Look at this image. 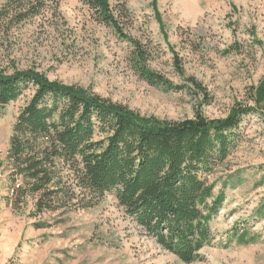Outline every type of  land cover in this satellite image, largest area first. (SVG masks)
I'll return each mask as SVG.
<instances>
[{
	"label": "rangeland",
	"instance_id": "obj_1",
	"mask_svg": "<svg viewBox=\"0 0 264 264\" xmlns=\"http://www.w3.org/2000/svg\"><path fill=\"white\" fill-rule=\"evenodd\" d=\"M49 1L52 8L34 19L5 22L1 69L33 68L50 81L90 89L161 121L193 119L198 110L225 119L238 105L254 109L240 125L236 149L209 178L226 200L211 224V246L193 264H264V103L254 98L264 82V0H111L130 10L125 34L149 52L147 66L182 87L170 92L137 74L134 47L100 23L83 0ZM191 80L207 92L209 104ZM32 96L30 91L0 108V264H184L112 195L91 208L37 217V196L15 203L7 155L13 127ZM245 229L249 244L232 239Z\"/></svg>",
	"mask_w": 264,
	"mask_h": 264
},
{
	"label": "trees",
	"instance_id": "obj_2",
	"mask_svg": "<svg viewBox=\"0 0 264 264\" xmlns=\"http://www.w3.org/2000/svg\"><path fill=\"white\" fill-rule=\"evenodd\" d=\"M1 1L0 30L7 21L21 24L52 8L49 0ZM83 2L134 47V69L143 80L168 92L182 90L151 70L149 52L125 34L123 22L131 15L126 4ZM174 60L182 72L178 57ZM191 82L209 104L207 92ZM30 91L7 155L15 203L37 196V217L91 208L109 194L163 249L184 264L198 261L200 251L212 244L211 224L226 200L224 191L215 194L209 178L236 149L240 125L254 109L238 105L225 119L212 120L198 110L193 119L161 121L90 89L50 81L33 68H0V108ZM254 98L264 103V82ZM237 233L232 239L249 244L248 229Z\"/></svg>",
	"mask_w": 264,
	"mask_h": 264
},
{
	"label": "built area",
	"instance_id": "obj_3",
	"mask_svg": "<svg viewBox=\"0 0 264 264\" xmlns=\"http://www.w3.org/2000/svg\"><path fill=\"white\" fill-rule=\"evenodd\" d=\"M20 186L18 185L17 188H19ZM13 194V193H12Z\"/></svg>",
	"mask_w": 264,
	"mask_h": 264
}]
</instances>
